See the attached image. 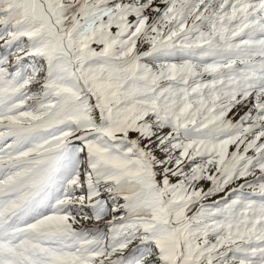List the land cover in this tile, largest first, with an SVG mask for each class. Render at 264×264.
<instances>
[{"label": "snow or ice", "instance_id": "1", "mask_svg": "<svg viewBox=\"0 0 264 264\" xmlns=\"http://www.w3.org/2000/svg\"><path fill=\"white\" fill-rule=\"evenodd\" d=\"M0 264H264V0H0Z\"/></svg>", "mask_w": 264, "mask_h": 264}]
</instances>
